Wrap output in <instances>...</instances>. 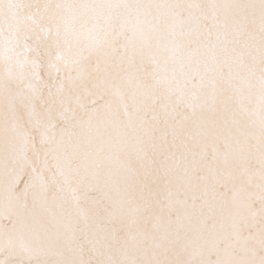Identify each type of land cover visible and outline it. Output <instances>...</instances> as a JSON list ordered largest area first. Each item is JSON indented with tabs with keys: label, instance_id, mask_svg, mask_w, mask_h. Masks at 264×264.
I'll return each mask as SVG.
<instances>
[{
	"label": "snow or ice",
	"instance_id": "obj_1",
	"mask_svg": "<svg viewBox=\"0 0 264 264\" xmlns=\"http://www.w3.org/2000/svg\"><path fill=\"white\" fill-rule=\"evenodd\" d=\"M0 264H264V0H0Z\"/></svg>",
	"mask_w": 264,
	"mask_h": 264
}]
</instances>
